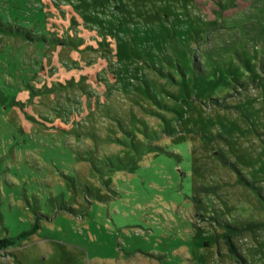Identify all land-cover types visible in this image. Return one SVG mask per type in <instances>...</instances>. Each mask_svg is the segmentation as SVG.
<instances>
[{"label": "rangeland", "instance_id": "rangeland-1", "mask_svg": "<svg viewBox=\"0 0 264 264\" xmlns=\"http://www.w3.org/2000/svg\"><path fill=\"white\" fill-rule=\"evenodd\" d=\"M0 264H264V0H0Z\"/></svg>", "mask_w": 264, "mask_h": 264}, {"label": "trees", "instance_id": "trees-1", "mask_svg": "<svg viewBox=\"0 0 264 264\" xmlns=\"http://www.w3.org/2000/svg\"><path fill=\"white\" fill-rule=\"evenodd\" d=\"M0 241H1V239H0Z\"/></svg>", "mask_w": 264, "mask_h": 264}]
</instances>
